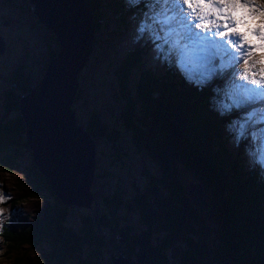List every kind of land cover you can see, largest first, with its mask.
I'll list each match as a JSON object with an SVG mask.
<instances>
[{"label": "trees", "instance_id": "16d2710c", "mask_svg": "<svg viewBox=\"0 0 264 264\" xmlns=\"http://www.w3.org/2000/svg\"><path fill=\"white\" fill-rule=\"evenodd\" d=\"M81 2L90 17L92 41L101 35L100 41L104 42L103 32L111 23L114 34L121 26H127V16L138 17L144 10L143 4L138 8L127 7L125 0ZM55 55V51L50 52V58ZM140 60L138 52L130 50L114 66L117 86L114 96L122 103L119 116L130 133V143L156 164L158 175H149L144 189L134 185L132 195L115 187L101 200L106 211L97 217L82 214L79 226L74 228L67 223L69 211L72 207L93 205L92 186V202L88 207L67 204L51 189L35 162H31L26 171L32 187L37 192L48 191L50 202L45 204L40 217L16 232L5 231L3 236L10 240L11 248L43 246L32 264H115L110 259L111 249L130 264L225 261L264 264V179L241 151L232 159L227 143L224 144L222 124L227 126L232 121L229 116H238L241 111L222 116L216 110L214 100L222 98L220 86L223 85L195 88L175 68L166 65L160 72L138 71ZM136 71L132 91L130 78ZM22 73L16 69L10 79L20 93L15 94L12 88L4 92L5 111L18 112L0 121V168L3 169L14 166L29 149L24 137L25 121L17 108L21 92L29 90L26 79L18 80ZM84 128L96 144L104 138L113 145L121 136L117 129L108 128L107 122L93 110ZM113 146L116 150V145ZM180 172L190 173L201 188L206 208L203 215L181 181ZM129 212L137 214L139 229L126 220ZM210 235L215 240L209 242ZM181 241L185 245L178 248Z\"/></svg>", "mask_w": 264, "mask_h": 264}, {"label": "rangeland", "instance_id": "374dc122", "mask_svg": "<svg viewBox=\"0 0 264 264\" xmlns=\"http://www.w3.org/2000/svg\"><path fill=\"white\" fill-rule=\"evenodd\" d=\"M77 2L82 4L86 10L88 31L90 33L91 22L88 10L81 0H77ZM79 21L83 27V21L81 19ZM126 21L128 22L127 26H121L114 34L111 33L115 31L114 25L111 23L103 32L104 42L100 41L101 35L96 36V40L92 41L89 58H87L84 67L78 73V94L71 106L75 111L77 124H82L85 127L86 120L93 110L99 113L102 119L107 122L108 128L117 129L121 136L119 142L113 144L116 145L117 151L104 138L97 142L96 176L92 185L95 200L90 208L72 207V211H69L70 215L67 223L74 228L79 226V217L82 214L97 217L99 213H104L106 209L101 200L114 191L115 187H119L126 194L132 195L136 189L135 186L144 189L148 185L149 175H158L156 164L143 152L137 151L132 146L129 141L130 133L126 131L121 123L119 115L122 110V103L114 96L117 86L113 70L125 52L130 50H136L140 55L141 60L138 71L150 69L160 72L165 66L153 59L151 44L133 42L135 23L129 16L126 17ZM0 36L6 43V50L0 55V121H6L18 112L15 109L7 113L3 107L4 92L12 88L15 94L20 93L19 88L17 87L16 90L10 82L13 73L16 69L23 71L18 80L21 82L26 79L29 90L34 88L43 76L50 59V52L55 51L57 53L60 45L54 32L38 20L36 12H32L30 4L26 0H0ZM84 42L87 43L86 38ZM86 52L82 55L84 58ZM177 72L179 73V71ZM137 73V71L133 72L130 78L131 86L129 87L132 91L137 80L135 77ZM229 75L230 73L222 76L217 75L205 86L212 85L216 88L221 84L223 86L220 87L224 89ZM183 80L186 81L184 78ZM195 88L198 87L195 86ZM242 111L245 110L238 112V116H229V118L232 120L237 119ZM222 129H224L226 135L224 144L227 143V151L233 155L231 156L232 159H235L234 154H238L240 151L245 157L247 142H242L243 145L237 147L227 132L225 124H222ZM221 141L222 138H220ZM241 161L240 159L239 163L242 165ZM31 162H33V159L31 151L28 149V151L23 152L10 169L0 168L2 193L11 195V199L0 204V209L4 210V226L2 233H0V264H32L37 261L40 249H43V246L40 245L35 247L24 245L20 248H11L12 243L3 236L5 231L16 232L27 223H31L37 217H40L45 204L50 202L51 196L48 191L37 192L32 187L31 177L26 171V167L31 165ZM259 174H261L260 171ZM99 176H103V178ZM261 176V179H264V174H261ZM180 179L186 190L192 192L198 198L200 205L194 203L204 212L206 208L203 202L202 190L194 183L192 175L180 172ZM126 220H129L134 227L140 228L137 223V214L127 213ZM210 227L211 224L208 223L207 228ZM208 238L210 242L215 237L211 235ZM45 249L46 247H44ZM111 250L115 253L114 249Z\"/></svg>", "mask_w": 264, "mask_h": 264}, {"label": "snow or ice", "instance_id": "6c2138e0", "mask_svg": "<svg viewBox=\"0 0 264 264\" xmlns=\"http://www.w3.org/2000/svg\"><path fill=\"white\" fill-rule=\"evenodd\" d=\"M144 10L135 23L134 43L151 44L153 59L175 68L183 78L204 87L230 73L220 115L242 114L227 125L233 143H246L249 164L264 174V0H125ZM218 95L220 90L217 89ZM11 199L2 193L0 204ZM0 209V233L4 226Z\"/></svg>", "mask_w": 264, "mask_h": 264}, {"label": "water", "instance_id": "95a60500", "mask_svg": "<svg viewBox=\"0 0 264 264\" xmlns=\"http://www.w3.org/2000/svg\"><path fill=\"white\" fill-rule=\"evenodd\" d=\"M27 2L31 5L32 0H27ZM37 18L46 27L52 30V27L48 25L42 18H39L38 15ZM59 37V50L54 57L49 59L43 76L35 85V87L22 93L19 96L18 110L25 121L26 130L24 133V137L27 140L28 147L31 151L33 162H35V165L49 180L51 189L57 196L61 198L63 202L67 204L88 207L92 202V193L90 188L94 181L95 167L97 164L96 142L95 139L90 135L89 131L84 128V125L77 124L75 111L71 106L78 94V73L84 67L87 58H89L88 55L90 54L89 52L91 50V44L89 45V43H87L85 45V47L87 46L85 49V52L87 51L85 54V58L83 56L80 57L74 62L70 70L67 69L66 71H63L62 62L66 58L68 59V55L66 54V48L62 43L60 34ZM4 48L5 43L3 41V38L0 36V54H2ZM63 76L65 77L64 82ZM58 79H60L61 81L58 82ZM65 83L68 91L66 93H63L60 98H56L54 88L57 87L59 91L62 92L63 89H65ZM38 105H40V107H36ZM54 107L58 109L57 113L59 116H55L54 114H52ZM39 117L42 119V121L47 119L53 124V126L63 118V120H65L66 122L60 124L57 129L53 127V129L50 130L41 127V125L38 123ZM61 125H66V131H68L69 129L76 131L75 135L80 136L85 141V149H80L76 145H73L69 137L66 134L60 132ZM42 131L46 133L45 139H40L38 142L37 139L39 138L37 133H41ZM68 178L70 180H68ZM69 184H73L70 190L76 192L67 195L65 194L64 190L67 189L66 186H68ZM57 188H60V190ZM77 192L81 197L78 196ZM63 193L67 196H64ZM110 259L115 264H130L128 259L125 258L122 254L114 255L112 253L110 255ZM220 264L235 263L225 261Z\"/></svg>", "mask_w": 264, "mask_h": 264}, {"label": "bare ground", "instance_id": "6f19581e", "mask_svg": "<svg viewBox=\"0 0 264 264\" xmlns=\"http://www.w3.org/2000/svg\"><path fill=\"white\" fill-rule=\"evenodd\" d=\"M30 8L32 12H36V15L39 16V18H42L48 25L52 27V31L57 36L58 40L60 39L59 34L62 38V43L66 48V54L68 55V59L66 58L63 63V71H66L67 69L70 70L73 66L74 62L82 57L84 50L86 49L85 45L89 43V45L92 42V30L88 31V25H87V13L84 8V6L77 2V0H32ZM87 9V8H86ZM81 19L83 21V27L80 25ZM91 27V26H90ZM86 38V44L84 42V39ZM89 40V41H88ZM60 42V41H59ZM78 65V64H77ZM58 70V69H57ZM60 71V70H59ZM69 72V71H68ZM67 75V74H66ZM67 77V76H66ZM55 78V77H54ZM58 82L61 80L58 79ZM65 81V77L63 76V82ZM57 83V82H56ZM60 86V85H59ZM49 87V86H48ZM45 88V87H44ZM56 93V98H60L63 93H66L68 91L66 83H65V89L63 91H59V89L56 87L54 88ZM49 96V95H48ZM54 96V95H53ZM64 100V99H63ZM61 101V100H60ZM59 102V101H58ZM63 104V103H62ZM41 105V104H40ZM40 105L36 107H40ZM46 106V105H45ZM62 106V105H61ZM44 107V106H43ZM58 109L54 107L52 114L55 116H59L57 113ZM37 114V113H36ZM38 115V114H37ZM52 117V115H51ZM59 118V117H58ZM64 119V118H63ZM61 119L58 123L53 124L49 122L47 119L43 120L39 117L38 123L41 125L42 128L45 129H53L58 128L60 124L66 122L65 120ZM56 120V119H55ZM54 120V121H55ZM40 127V126H39ZM66 125H61L60 132L63 134H66L69 139L72 141L73 145H76L80 149H85L86 143L85 141L78 135H75L76 131L69 129L68 131L65 130ZM70 128V126H69ZM41 129V128H40ZM67 129V128H66ZM48 133V132H47ZM52 133V131H51ZM60 133V134H61ZM59 134V133H58ZM38 135V142L39 140H44L46 133L42 131L41 133H37ZM32 137V136H31ZM51 137V136H50ZM63 137V135H62ZM47 140V139H46ZM51 140V139H50ZM58 141V140H57ZM46 143V142H45ZM34 144V143H33ZM37 144V143H36ZM54 145V144H53ZM66 145V144H65ZM72 145V146H73ZM67 147V146H66ZM75 148V147H74ZM72 150V149H71ZM81 151V150H80ZM61 153V152H60ZM64 153V152H63ZM62 153V154H63ZM71 153V152H70ZM40 154V153H39ZM61 155V154H60ZM64 156V155H63ZM69 156V155H68ZM72 158V157H71ZM77 158V157H76ZM81 158V157H79ZM56 159V158H55ZM39 160V159H38ZM66 160V159H65ZM67 164V163H66ZM65 165V164H64ZM66 166V165H65ZM64 166V167H65ZM82 169V168H81ZM46 170V169H45ZM60 170V169H59ZM61 172V171H60ZM64 172V170H63ZM79 172V171H78ZM48 173V172H47ZM67 173V172H66ZM64 175V174H63ZM65 176V175H64ZM68 176V175H67ZM71 177V176H70ZM59 178V177H58ZM61 180V179H60ZM67 180V179H66ZM68 180H70L68 178ZM67 180V181H68ZM72 180V179H71ZM62 183V182H61ZM69 183V182H68ZM73 184H69L66 186V190H64L65 194L70 195L76 191H71L70 188H72ZM78 187V186H77ZM60 190V188H57ZM58 190V192H59ZM81 191V190H80ZM61 192V191H60ZM78 193V192H77ZM190 193V192H189ZM64 194V193H63ZM64 196H67L65 195ZM190 195L194 198L196 202L199 203V200L197 197L193 195L191 192ZM63 196V197H64ZM78 196L80 194L78 193ZM200 199V198H199ZM193 201V200H192Z\"/></svg>", "mask_w": 264, "mask_h": 264}, {"label": "flooded vegetation", "instance_id": "af4514ba", "mask_svg": "<svg viewBox=\"0 0 264 264\" xmlns=\"http://www.w3.org/2000/svg\"><path fill=\"white\" fill-rule=\"evenodd\" d=\"M96 157H97V154H96ZM196 202V201H195ZM199 213H200V215H202L203 214V211H201L200 209H199ZM211 236V235H210ZM212 239H214V238H212ZM215 240V239H214ZM212 241V240H211ZM210 241V242H211ZM180 243H182V245H180ZM180 243H178V248H183L182 246L183 245H185V242L184 241H181ZM229 262V261H228ZM223 263V262H222ZM232 263V262H231ZM167 264H170L169 262L167 263ZM217 264H220V263H217Z\"/></svg>", "mask_w": 264, "mask_h": 264}]
</instances>
